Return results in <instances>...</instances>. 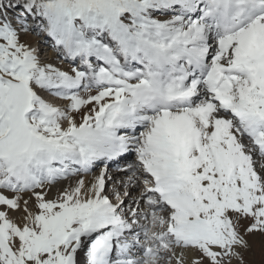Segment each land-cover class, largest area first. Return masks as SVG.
Returning a JSON list of instances; mask_svg holds the SVG:
<instances>
[{"label": "snow or ice", "instance_id": "obj_1", "mask_svg": "<svg viewBox=\"0 0 264 264\" xmlns=\"http://www.w3.org/2000/svg\"><path fill=\"white\" fill-rule=\"evenodd\" d=\"M0 264H264V0H0Z\"/></svg>", "mask_w": 264, "mask_h": 264}, {"label": "rangeland", "instance_id": "obj_2", "mask_svg": "<svg viewBox=\"0 0 264 264\" xmlns=\"http://www.w3.org/2000/svg\"><path fill=\"white\" fill-rule=\"evenodd\" d=\"M21 39H22L23 41H26V42L31 43V44H34V43L39 44L40 42H38V40H39V39L41 40L40 37L35 36V35H32V34L24 35V36L21 37ZM39 45H40V44H39ZM51 55H52V54L49 52V56H51ZM56 63L59 64V61H56ZM58 103H62V102L58 101ZM256 259H257V260L259 259V256H258V255L256 256Z\"/></svg>", "mask_w": 264, "mask_h": 264}, {"label": "bare ground", "instance_id": "obj_3", "mask_svg": "<svg viewBox=\"0 0 264 264\" xmlns=\"http://www.w3.org/2000/svg\"><path fill=\"white\" fill-rule=\"evenodd\" d=\"M37 45V44H36ZM39 46H41V44L39 45ZM56 103H58V101H55Z\"/></svg>", "mask_w": 264, "mask_h": 264}]
</instances>
